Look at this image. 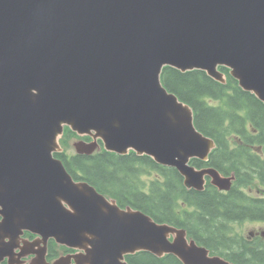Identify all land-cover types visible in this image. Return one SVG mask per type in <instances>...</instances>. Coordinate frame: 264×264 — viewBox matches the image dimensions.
<instances>
[{
  "label": "water",
  "instance_id": "1",
  "mask_svg": "<svg viewBox=\"0 0 264 264\" xmlns=\"http://www.w3.org/2000/svg\"><path fill=\"white\" fill-rule=\"evenodd\" d=\"M164 67L221 84L225 67L264 104V0H0V260L29 231L42 243L90 246L98 263L147 251L228 264L188 245L184 230L120 210L53 155L67 127L91 139L73 142L77 154L100 141L174 168L187 189L209 179L229 191L233 173L190 164L216 144L163 86Z\"/></svg>",
  "mask_w": 264,
  "mask_h": 264
},
{
  "label": "trees",
  "instance_id": "2",
  "mask_svg": "<svg viewBox=\"0 0 264 264\" xmlns=\"http://www.w3.org/2000/svg\"><path fill=\"white\" fill-rule=\"evenodd\" d=\"M219 69L226 75L225 84L201 70L181 72L172 67L163 68L161 82L192 108L197 130L216 144L207 162L194 159L190 164L211 166L225 175L234 173L230 192L220 193L208 183L203 191L187 190L175 169L147 156H120L104 149L93 155L67 154L71 140L78 138L67 127L60 140L63 152L54 156L75 180L87 181L114 198L131 200L133 208L156 222L188 232L213 237L217 229L222 230V223L239 221L245 215L264 219V201L257 203L239 192L240 188L264 185V104L242 90L226 68ZM143 173L149 176L148 191L142 190L146 183L139 177ZM232 208L238 209L237 213Z\"/></svg>",
  "mask_w": 264,
  "mask_h": 264
},
{
  "label": "flooded vegetation",
  "instance_id": "3",
  "mask_svg": "<svg viewBox=\"0 0 264 264\" xmlns=\"http://www.w3.org/2000/svg\"><path fill=\"white\" fill-rule=\"evenodd\" d=\"M256 151L260 152V149L257 148ZM148 178L147 173H143L139 177L141 181L146 183L145 187L142 188L143 191H148ZM95 189L97 190V188ZM98 192L109 201H114L120 210L126 211L129 208L142 212V210L132 207L131 200L127 201V199H121L118 196L114 198ZM239 192L249 199L256 200L257 203L264 201V185L262 184L254 188H240ZM1 219L0 217V221ZM184 230L187 244L189 245L193 241L197 247L205 248L209 257H218L228 264H264V219L250 218L245 215L239 221L230 224L229 221L226 222L222 230H216L218 234L213 237L203 235L201 232L192 233ZM173 240L174 237H169V241L172 242ZM5 241H9V239ZM26 243L34 244L26 245ZM89 250L90 246L80 249L71 248L56 243L52 238L42 243V239L38 238L37 235L24 231L20 235L17 245L11 248L10 253L7 252L4 257H1L0 264H184L173 254L157 256L146 251L126 254L120 262L98 263L95 260H90Z\"/></svg>",
  "mask_w": 264,
  "mask_h": 264
},
{
  "label": "rangeland",
  "instance_id": "4",
  "mask_svg": "<svg viewBox=\"0 0 264 264\" xmlns=\"http://www.w3.org/2000/svg\"><path fill=\"white\" fill-rule=\"evenodd\" d=\"M66 152H67V154H70V153H72L73 152V148H72V140H71V142H70V147L69 148H67V150H66ZM233 210H234V212H236L237 213V210L238 209H234V208H232ZM246 213H249L250 211H245ZM225 223H222V227H223V225H224ZM214 236H216V235H214Z\"/></svg>",
  "mask_w": 264,
  "mask_h": 264
}]
</instances>
